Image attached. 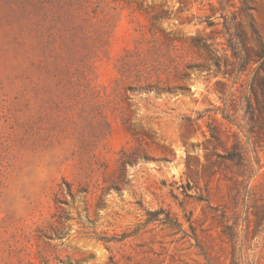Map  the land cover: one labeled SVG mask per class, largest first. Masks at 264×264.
Here are the masks:
<instances>
[{
  "label": "rangeland",
  "instance_id": "1",
  "mask_svg": "<svg viewBox=\"0 0 264 264\" xmlns=\"http://www.w3.org/2000/svg\"><path fill=\"white\" fill-rule=\"evenodd\" d=\"M87 1L97 53H15L50 7L0 0V264H264V0Z\"/></svg>",
  "mask_w": 264,
  "mask_h": 264
},
{
  "label": "trees",
  "instance_id": "2",
  "mask_svg": "<svg viewBox=\"0 0 264 264\" xmlns=\"http://www.w3.org/2000/svg\"><path fill=\"white\" fill-rule=\"evenodd\" d=\"M41 5H48L49 12L44 15L37 23H34V27L27 30L25 37L16 39L14 41L17 50L15 53H97V49L103 44L102 40L98 37H90L85 31V27L89 20L87 15L77 14L79 9H85L89 4L87 0H31ZM28 3V1H26ZM98 5H96L97 8ZM93 10L92 12H94ZM94 17V16H92ZM211 24V23H210ZM237 24L234 22L225 23L224 29L227 35L225 41L227 48H224V70L223 74L231 76L240 75L246 70L250 64V59L247 53H241L239 49L241 43V34L237 29ZM195 43H199V40H195ZM105 44V43H104ZM230 49L231 53H226L227 49ZM254 63L264 59V51L260 53H254ZM214 64L217 68L220 67L219 61L214 60ZM262 65V63L260 64ZM123 75L130 73V65L123 67ZM76 81L84 84V87H88L86 78L81 75L75 79ZM70 81V80H69ZM151 86V85H150ZM249 91L256 101H259L261 110L259 112L264 114V73L258 75L255 71L251 82L248 84ZM149 87V86H148ZM246 112L250 115V120L254 117V108L252 107L251 96L246 94ZM228 118V115H223ZM210 138L219 140L217 130L209 128ZM227 159L235 160L240 164L243 160L240 151L237 148L234 151L227 152L225 155ZM129 154H123L120 160L119 171L122 173L125 166L130 162ZM163 213L162 209L155 211H147L149 215L146 222L152 220H160L162 223L169 224V226H177L179 223L172 219V217L165 213L163 217L159 215Z\"/></svg>",
  "mask_w": 264,
  "mask_h": 264
}]
</instances>
